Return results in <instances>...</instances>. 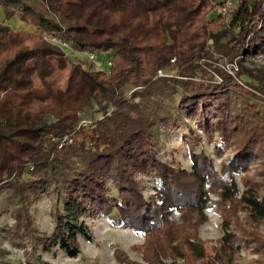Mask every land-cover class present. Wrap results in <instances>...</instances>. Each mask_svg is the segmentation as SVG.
I'll return each instance as SVG.
<instances>
[{"label":"trees","instance_id":"16d2710c","mask_svg":"<svg viewBox=\"0 0 264 264\" xmlns=\"http://www.w3.org/2000/svg\"><path fill=\"white\" fill-rule=\"evenodd\" d=\"M218 3L0 0L5 19L16 16L33 27L14 31L0 22V186L9 188L8 240L21 249L25 264H50L36 260L38 247L57 245L76 256L77 236L90 237L80 216L98 213L144 236L131 248L145 262L113 244L116 264H233L230 252L238 242L264 249V234L253 226L264 216V194L257 195L250 176H243L241 190L233 178V171L258 161L264 180V112L258 103L264 86L240 79L252 76L242 70V59L264 51V0H232L225 16L215 12ZM45 33L60 36L71 51L45 41ZM77 51L103 54L111 64L85 68L86 61L69 56ZM217 51L234 55V72L210 68ZM169 68L173 77L156 76ZM128 82L136 88L124 95ZM172 82L179 87L177 113L166 119L152 96ZM92 105L102 115L78 125L77 111ZM183 116L215 130L217 154L230 148L219 171L201 149L189 151L190 169L173 156L160 157L158 119L176 126ZM75 158L82 167H74ZM143 176L156 181L148 196ZM49 187L62 194V203L43 234L32 224L29 205ZM216 201L226 203L224 230L210 244L196 230L202 210ZM241 205L244 222L235 213ZM232 219L238 232L227 230Z\"/></svg>","mask_w":264,"mask_h":264},{"label":"rangeland","instance_id":"374dc122","mask_svg":"<svg viewBox=\"0 0 264 264\" xmlns=\"http://www.w3.org/2000/svg\"><path fill=\"white\" fill-rule=\"evenodd\" d=\"M208 17V15H207ZM0 22L10 26L14 31L25 29L32 31L31 25H25L18 20L16 16L9 19L3 17L0 10ZM230 42L229 44H231ZM233 53V52H232ZM71 58L76 57L80 60L86 61L85 53L82 51L70 52ZM214 60L211 61L210 68L213 66L222 68L227 72H234L236 70L234 55L224 56L220 51L213 54ZM99 60V59H98ZM89 63V64H88ZM243 66L242 70H249L254 77H249L246 74L240 75L243 81H249L255 86L260 84L264 86V51L259 52L253 56H247L240 62ZM85 68L96 69L98 65L86 61ZM103 68H107L106 64H102ZM162 74L167 77H173L175 70L169 68L161 70ZM162 75V76H163ZM155 78V77H154ZM171 82V81H170ZM37 80L33 77V84ZM173 84V82H172ZM136 88L132 83L128 82L121 87V93L128 95L131 90ZM153 104L156 111L165 117H172L177 113L176 104L179 98V87L177 84L163 85L161 90L153 94ZM259 107L264 112V98L258 100ZM110 110L113 105L109 103ZM152 115L153 113L150 112ZM80 118L88 119V124H92V120L100 117L102 112L97 110L95 105L77 111ZM78 120V122H79ZM157 130L159 132L160 144L157 146V151L161 158L169 159L171 156L175 157L179 164L190 169L191 162L189 159V151L203 150L209 155L213 167L219 171L222 161H226L232 152L228 146L224 147L221 154H217L213 149V139L215 137V130L210 132L205 131L197 123V120L192 116L181 117L176 126H169L164 119H158ZM185 137V139H183ZM74 167L80 168L83 162L79 158H75ZM26 178L27 174L22 175ZM243 176H250L255 182L257 188V195L264 194V180L261 178L262 173L258 161H250L247 168L242 170L233 171V178L236 181L237 187L241 190L245 187L243 184ZM262 179V180H261ZM261 180V181H260ZM260 182V183H259ZM143 191L148 196L153 191V186L156 184L155 179L151 176H143ZM112 189V194L115 190ZM9 188L5 185L0 186V247L4 249L0 252L1 264H25L22 251L19 247L13 246L8 240L10 234L8 228L12 222L10 212L11 203L8 198ZM211 198L217 199L213 193L209 194ZM62 194L49 187L47 191H42L37 198H34L29 205V213L31 216L34 228L43 233L49 234L53 221L52 213L55 208H61ZM226 203L223 201L215 202L211 207L204 208L200 214L201 220L197 226L198 237L207 243H214L219 236L223 233L222 213ZM236 216L239 221H245V211L242 205L236 210ZM90 234V237L84 238L81 235L77 236L79 252L74 257L67 256L65 252L57 245L51 246L49 249L44 250L41 247L35 249L34 257L36 260L43 263L50 264H116L111 254L112 245L117 244L121 246L127 255L132 258L145 262L140 258V255L132 250L133 243H140L143 241L144 236L137 230L125 226L124 224L113 225L108 217L103 214L96 215H81ZM254 228L261 234H264V216L263 218L253 224ZM227 230L238 232L235 226V219H232ZM27 246L35 243V239L26 242ZM233 264H261L264 259V249L262 247L255 248L252 242L244 243L238 242V246L230 252ZM169 258H164L163 261L169 262Z\"/></svg>","mask_w":264,"mask_h":264},{"label":"built area","instance_id":"2783aa9c","mask_svg":"<svg viewBox=\"0 0 264 264\" xmlns=\"http://www.w3.org/2000/svg\"><path fill=\"white\" fill-rule=\"evenodd\" d=\"M232 0H219V3L215 6L214 10L215 12L219 13L221 16H225L228 9L231 7ZM42 38L47 41L48 43L57 46L60 50H62L64 53H68L71 51L70 45L67 41L63 40L60 36L52 33H45ZM85 57L86 61L90 63H94L95 65H98L99 69H102V64L105 63L106 66H109L111 64L109 58L105 57L103 54H98L94 51H86ZM99 59V60H98ZM98 69V68H96ZM230 72V71H229ZM161 70L156 71V76H162ZM109 107L107 112L110 111ZM88 119L80 118L78 125H88Z\"/></svg>","mask_w":264,"mask_h":264}]
</instances>
